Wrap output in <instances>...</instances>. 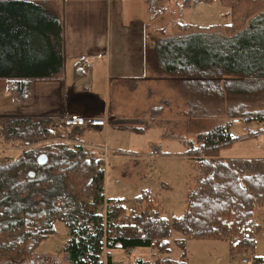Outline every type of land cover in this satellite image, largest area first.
Instances as JSON below:
<instances>
[{
  "label": "trees",
  "instance_id": "16d2710c",
  "mask_svg": "<svg viewBox=\"0 0 264 264\" xmlns=\"http://www.w3.org/2000/svg\"><path fill=\"white\" fill-rule=\"evenodd\" d=\"M213 1L181 0V6ZM218 1L228 8L225 30L235 34L233 43H207L210 38L200 34L190 36L201 41L193 45L185 44L187 36L157 39L156 71L183 82L196 101L264 97V33L257 32L264 28V0ZM189 26L177 24L179 31ZM63 67L60 9L46 1L0 0V78L11 101H29L33 81L58 76ZM198 105L191 100L192 109ZM239 115L264 126V108L245 109ZM116 123L127 127L124 120ZM229 126L198 134L197 145L189 144L186 155L193 158L194 186L188 185L181 217L163 218L159 199L144 190L134 198L133 220L127 226L120 222L122 201L105 196L102 160L62 142L38 145L55 137L50 118H0L3 142L23 147L16 157L0 163V264L52 259L37 248L55 233L56 222L68 229L63 251L70 264H114L112 250L141 248H154L162 256L129 264H186L185 239L177 242L179 259L165 255L173 230L189 239L226 240L230 252L249 247L258 229L254 212L264 206V158L218 159V150L236 140ZM40 154L46 155L43 164L38 162ZM255 260L253 264H264L261 257Z\"/></svg>",
  "mask_w": 264,
  "mask_h": 264
},
{
  "label": "rangeland",
  "instance_id": "374dc122",
  "mask_svg": "<svg viewBox=\"0 0 264 264\" xmlns=\"http://www.w3.org/2000/svg\"><path fill=\"white\" fill-rule=\"evenodd\" d=\"M220 6L223 7L218 0L211 3L200 2L187 7L181 6V3L177 5L175 1H172L167 4L163 17L167 27L166 32L173 34L179 31L177 23H185L190 26L187 31L181 30L180 33L185 32L184 34L189 37L185 39L187 45L201 42L195 37H190L194 34L210 38L204 41L207 43L220 42L225 46L233 43L232 38L234 39L235 34L225 30V25L230 22V17L227 16L228 8L221 9ZM154 7V9L159 8L157 4ZM257 32L264 33V28H257ZM259 36L261 37L260 34ZM255 37L257 40V35ZM244 39L245 37L239 40ZM149 42V53L155 52V42H152L150 37ZM262 42H264L263 39ZM225 77V75H220L219 79ZM162 78L163 82L157 83L160 100L157 103V96L148 99L149 102L152 100L154 105L157 103V106L162 107L161 114L156 120L155 109H152L149 115L138 117H143L141 122L134 123V126L146 130V135H135L123 132L122 129H114L116 122H113L112 130L106 135L108 136L106 140L103 134L100 137L91 138L87 137L86 133H80L75 137L79 140L84 137L88 139L87 141H98V146L106 144L110 148L106 153L108 160L103 164L104 192L107 198L121 200L125 212H132L135 196L144 190H150L160 201L161 216L172 220L184 214L188 185L191 183L194 186L192 183L195 174L193 158L186 155V151L189 144L191 147L197 145L196 136L198 134L229 123L230 133L232 131L231 135L237 139L218 150V159L264 157V147L257 148V144L260 145L264 141V132L257 135L258 132H250L251 129L264 131V127L260 128L261 124L257 122H245L240 119L239 115L245 109L264 108V97L232 96L231 98L223 97L220 101L213 100V98H202L196 101V98L192 96V90L186 88L183 82L165 76ZM0 99H4L3 103H0V108H6L12 103L6 89L0 93ZM191 100L199 103L198 108L190 107ZM155 123L158 126L155 131L148 129L151 124ZM243 134L246 138L240 137ZM56 142L58 141L53 137L38 145ZM152 142L153 144L149 147V143ZM114 145L122 148H114L119 150V153L114 151ZM22 148L5 143L0 137V163L16 157ZM102 209H104L103 206L100 207V211ZM254 220L258 229L253 234V243L249 247L230 252L229 243L226 240L189 239L185 238L181 232L173 230L169 238V252L165 255L173 260L179 259L182 250L177 246V242L185 239L186 264H253L256 258L264 259V206L255 210ZM54 227L55 233L42 240L37 248L38 253L51 254L54 257L43 260L40 264H70L63 251L64 243L68 238V229L61 222H56ZM112 253L114 261L119 262L118 264H129L130 261L133 262L138 258L154 261L162 256L154 248L135 249L129 255L119 249L112 250ZM243 259L248 261L243 262Z\"/></svg>",
  "mask_w": 264,
  "mask_h": 264
},
{
  "label": "crops",
  "instance_id": "0c3cea01",
  "mask_svg": "<svg viewBox=\"0 0 264 264\" xmlns=\"http://www.w3.org/2000/svg\"><path fill=\"white\" fill-rule=\"evenodd\" d=\"M33 1H46L60 9L63 73L51 79L34 80L31 99L20 104L11 101L10 106L0 108V118H49L64 112L105 115L107 125L85 127L80 131L91 138L103 134L104 140L108 139L106 135L111 132L112 123L118 120H124L127 127L137 128L134 123L143 120V117H138L149 115L152 109H155L157 120L163 110L157 106L160 100L157 83L163 82V76L156 71L155 52L149 53V37L155 42L168 36H186L185 32H166L163 20L167 4L175 1L179 5L181 0ZM155 4L159 8L154 9ZM4 89L5 81L0 78V93ZM153 96H157L155 105L148 100ZM3 101L0 99V103ZM161 101L164 100L161 98ZM115 126L114 129L135 135L147 133L143 129L120 127L118 123ZM157 127L155 123L148 129L155 131ZM240 137L246 138L244 134ZM80 139L98 145V141ZM149 144L150 147L153 142ZM260 145L264 147V141ZM114 148L121 147L114 145ZM114 151L119 153V150ZM118 263L114 261V264Z\"/></svg>",
  "mask_w": 264,
  "mask_h": 264
},
{
  "label": "built area",
  "instance_id": "2783aa9c",
  "mask_svg": "<svg viewBox=\"0 0 264 264\" xmlns=\"http://www.w3.org/2000/svg\"><path fill=\"white\" fill-rule=\"evenodd\" d=\"M53 122V131L55 132V140L58 142L66 143L70 145L75 151L79 153H88L92 156L93 160H102L103 163L108 160V156L106 153L110 150V148L103 144L101 146L86 143L77 139L75 136L80 133L82 128L85 127H97V126H105L107 125V117L105 115H80L75 113L64 112L59 115H55L49 117ZM251 130L250 132L255 133L257 131ZM230 132V130H228ZM258 133H256L257 135ZM255 135V134H253ZM257 148H261V145H257ZM102 153V154H100ZM104 168V165H103ZM104 209H102L103 214L106 211V205H102ZM133 220L132 212H124L120 216V222L129 226L131 225ZM135 249L131 251H125L124 254L129 255L131 252H134ZM247 259H243V262H247ZM256 260H253L255 263Z\"/></svg>",
  "mask_w": 264,
  "mask_h": 264
},
{
  "label": "water",
  "instance_id": "95a60500",
  "mask_svg": "<svg viewBox=\"0 0 264 264\" xmlns=\"http://www.w3.org/2000/svg\"><path fill=\"white\" fill-rule=\"evenodd\" d=\"M38 162H39L40 164L45 163V162H46V155H45V154H40V155L38 156ZM30 175H33V173L30 172Z\"/></svg>",
  "mask_w": 264,
  "mask_h": 264
}]
</instances>
